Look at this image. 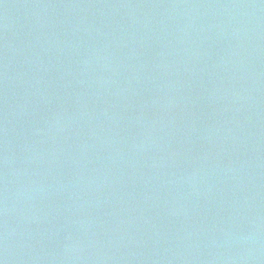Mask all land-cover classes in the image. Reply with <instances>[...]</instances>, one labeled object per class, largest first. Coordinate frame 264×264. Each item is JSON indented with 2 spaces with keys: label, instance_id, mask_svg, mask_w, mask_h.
<instances>
[{
  "label": "water",
  "instance_id": "1",
  "mask_svg": "<svg viewBox=\"0 0 264 264\" xmlns=\"http://www.w3.org/2000/svg\"><path fill=\"white\" fill-rule=\"evenodd\" d=\"M0 264H264V0H0Z\"/></svg>",
  "mask_w": 264,
  "mask_h": 264
}]
</instances>
